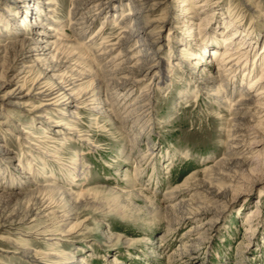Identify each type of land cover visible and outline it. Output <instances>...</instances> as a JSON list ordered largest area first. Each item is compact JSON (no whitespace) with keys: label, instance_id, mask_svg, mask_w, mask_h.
<instances>
[{"label":"rangeland","instance_id":"1","mask_svg":"<svg viewBox=\"0 0 264 264\" xmlns=\"http://www.w3.org/2000/svg\"><path fill=\"white\" fill-rule=\"evenodd\" d=\"M24 1L25 6H19V0H7L8 7H4L0 0V13L5 17L16 12L14 28L24 31L27 37L42 36L45 28L25 18V8L32 5L28 4L30 0ZM116 1L108 0L104 12L99 13L90 11L92 5L88 3L74 11L78 0H52L53 12L48 18L54 24L51 20L42 24H52V34L58 32L81 47L75 58L69 57L73 67L82 63L81 69H73L75 72L87 71L91 65L93 71L103 70L99 73L103 79L127 81L117 93L102 86L103 100L105 88L116 94L107 97L109 111H90L92 106H87L85 99L95 93L89 83H84L87 80L77 89L79 102L73 119L69 114L65 116V111L59 119L50 110L38 122H30L27 110L0 107V188L9 185L12 188L7 193L23 194L28 189L53 186L80 194L78 204H72L76 215L68 228L78 227L52 243L45 235L57 233L55 220L34 221L32 216L19 223L16 208L2 201L0 264H264V125L260 124L259 113L263 108L243 104L244 93H254L250 82L264 68L258 61L264 55V1L187 0L196 8L192 10L197 15L192 23L198 24V29L196 25H185V19H177L188 8L183 0H167L147 14L150 21L156 20L151 42L141 25L136 30L143 33L142 41L131 38L125 42L130 28H124L120 20L140 11L129 0ZM204 2L209 5L198 7ZM130 8L135 9L130 12ZM81 16L90 18H86L87 24L75 23ZM164 19L170 27H162ZM227 21L239 26L240 37L242 30L251 31L254 44L241 51L248 56L236 60L238 64L230 71L219 70L221 57L214 61L208 52L202 54L204 48L214 47L217 41L223 55V41L229 35ZM99 29L102 32L97 34ZM10 39L4 34L0 44ZM154 39L159 43L153 44ZM183 41H189L185 49L196 52V60L182 59ZM139 44H148V53ZM63 53L68 57L73 52L66 46ZM80 57L86 64L77 62ZM125 61L126 69L114 66ZM159 62L160 68L149 67ZM18 70L14 68L9 75ZM216 91L218 97L213 96ZM47 118L59 120L62 126L47 125ZM65 127L70 130H62ZM30 142L37 144L30 146L33 150L29 149ZM221 162L226 167L217 166ZM251 163L259 169L253 170ZM169 206L177 208L174 211ZM195 211L200 214L194 216ZM45 253L57 257L45 258ZM63 259L68 262L62 263Z\"/></svg>","mask_w":264,"mask_h":264},{"label":"bare ground","instance_id":"2","mask_svg":"<svg viewBox=\"0 0 264 264\" xmlns=\"http://www.w3.org/2000/svg\"><path fill=\"white\" fill-rule=\"evenodd\" d=\"M7 0H3L2 4L4 7H8L5 6L7 4L6 2ZM9 1V0H8ZM31 2H29L28 4H31L32 7L30 8H25V18H30L33 22V25H37L39 26V28H45V33H41L42 36L39 37H27V35L24 33V31L20 30V29H16L14 28V26L16 25V23L13 21V19L16 17L14 15V12L12 11V13H10L7 16H3L2 13H0V38L4 37V34H8V37L11 38L10 41L4 45L0 44V94L4 91L5 92L3 95L0 96V107L1 108H15V109H24L27 110V112L30 114L29 116V121L30 122H38V120L40 119L42 114H46V112L51 110L54 111V113L56 114V116L60 117L59 119H61V117L64 115V111L67 112L65 113V116L67 114H69L70 118H72L74 115H76L75 110L76 108V102L77 100V96L79 94V91L77 90L78 87L80 86V83L87 80V82L84 83H89L90 86L92 87L95 95L93 97V95L90 96V99H85V103L86 105L89 104L92 107L90 108V111H94V112H99V113H105L109 110H107L109 107L108 104V100L107 97L109 95L113 96L110 92H107L109 90H114V92L118 91V89L120 90V88L127 84L126 80L121 81L120 83L118 81L115 80H110L109 77L107 79H103L102 75H100L99 73L103 70H101L100 72H97V70L93 71L91 67V65L89 66V70L87 71H83L81 72H75L73 69L76 67V65L73 67V65L70 62V58L74 57L75 58V53L78 52L81 49L80 46H77L75 44L72 43V41H67L64 39L63 35L59 34L58 32H53V34L51 33L54 29H52V24H54V22H52V24H47V27L42 26V24H45L44 22L49 20V16L51 15V13L53 12L51 10L52 5L54 4L52 2V0H46L44 3L43 2H39V0H30ZM108 0H78V2L75 4L74 6L75 8L73 9L74 11L76 10H82V8H84L87 4V6H91L89 9L90 11L93 10H97L99 13L104 12V7L105 5H107ZM123 1V0H122ZM131 4L135 5L136 8L140 11L139 13H129L127 16H123L122 20H120L121 24L124 25V28L129 29L130 28V33H125L126 38L124 40H126L125 42L131 40V38H135L136 41H142V32L137 31L136 27L145 30V32L148 35V41L152 40V32L154 29L156 28H152L153 26H155L156 20L155 21H150L148 19V13L151 12V10L157 6L162 5L163 3H166L167 0H129ZM197 0H193L192 3H195ZM247 1V0H245ZM264 1V0H263ZM112 2H118L116 0H112ZM206 2V1H205ZM203 3V5H198V7H206L209 5V3ZM218 2V1H217ZM120 3V2H119ZM191 2H188L187 0H183V6H187L188 8H185L181 11L180 15L177 17V19L184 20L183 23H185V25L187 26H194L196 24L192 23L194 22V18L196 19V16L194 14V12H192V10H195L196 8L194 7V5ZM215 3V2H214ZM26 2L24 0H19L18 5L19 6H25ZM109 4V3H108ZM73 5V4H71ZM112 5V4H111ZM193 5V6H192ZM219 3H215V6H218ZM118 6V4H117ZM117 6L113 5L112 7L116 8ZM214 6V7H215ZM1 7V6H0ZM110 7V6H109ZM179 7V5L177 6V8ZM2 8V7H1ZM108 8V7H107ZM120 8V7H118ZM195 8V9H194ZM208 8V7H207ZM29 9V10H28ZM135 8H130V12H133ZM4 11V10H3ZM85 11V10H84ZM89 11V10H88ZM89 11V12H90ZM179 11V10H178ZM94 12V11H93ZM115 12V11H114ZM6 13V12H5ZM73 13V12H72ZM71 13V15H72ZM79 13V12H78ZM92 13V12H90ZM96 13V12H95ZM94 13V14H95ZM82 14V13H81ZM85 15L87 13H84ZM70 15V16H71ZM163 15V14H161ZM165 15V14H164ZM211 15V14H210ZM93 16V15H91ZM49 17V18H48ZM82 17V16H81ZM79 20H76L75 23L77 22V24L79 25L80 22L84 21L86 24V18L89 17H82ZM188 17V18H187ZM209 17L206 16L204 17V21L207 20ZM187 18V19H186ZM90 19V18H89ZM225 19V18H224ZM49 20V21H50ZM93 19H91L92 21ZM25 21V20H23ZM126 21H128L126 23ZM201 21V20H200ZM41 22V23H40ZM74 22V21H73ZM72 22V23H73ZM83 22V23H84ZM130 22V23H129ZM179 22V21H177ZM119 23V24H120ZM41 24V25H39ZM71 24V22H70ZM120 24V25H121ZM162 27L163 26H167L170 27V24L167 22L166 19L162 20L161 22ZM84 25V24H82ZM157 25V24H156ZM81 26V25H80ZM198 28V24L196 25ZM71 27V26H70ZM85 27V26H84ZM232 27V28H231ZM227 29V31L229 32V35H227V37L224 39L223 41V48H224V53L222 55V50L219 46V44L217 43V41L214 42V47L208 46L206 48H204L203 53L206 51L210 54L211 58L216 61L218 59V57L220 58V68L219 70H224V71H230L232 70L234 67H236V64H238V62L236 60L242 58L244 55L246 56V52L244 51L243 53L241 51L248 49V48H252L254 44H252L251 40L253 39L252 36V32L248 31V30H242L241 32H243V35H239V31L241 30L239 28V26H233L232 23L227 21V25L225 27ZM71 29V28H70ZM199 29V28H198ZM59 30V29H58ZM139 30V29H138ZM26 31V30H25ZM125 31V30H124ZM185 31L187 33L191 32L188 29H185ZM49 32V33H47ZM102 32V29H99V31L97 32V34H100ZM170 35V34H169ZM221 35H223L221 33ZM65 36V35H64ZM96 36V35H95ZM191 37V36H190ZM223 37V36H221ZM224 38V37H223ZM116 39V38H115ZM134 39V40H135ZM158 39V38H157ZM153 40V44H158L159 40ZM190 40L192 38H189ZM117 40V39H116ZM145 41V40H144ZM123 42V39H122ZM131 42V41H130ZM138 42V43H139ZM147 42V40H146ZM151 42V41H150ZM189 41H183V48L181 49V51L183 52L182 59L183 60H196L198 55L196 54V52L185 49V46L189 45L188 43ZM239 43L238 46L236 48L235 47V43ZM71 48L72 49V54L68 55V57L64 56L63 53V48L65 46ZM129 43V42H128ZM161 43V42H160ZM152 44V45H153ZM162 44V43H161ZM256 44V43H255ZM128 45V44H127ZM141 45V44H139ZM148 44L146 45H141L144 47L145 52H147L149 50ZM193 45V44H191ZM107 47V46H105ZM127 47V46H126ZM140 47V46H139ZM159 47V46H158ZM233 47V48H232ZM86 48V47H85ZM123 48V47H122ZM105 49V48H104ZM128 49V48H127ZM124 50L125 52L127 51ZM136 49V48H135ZM141 49V48H140ZM154 49V48H153ZM233 49H235V54L238 53L239 56H237V58H233L231 59V57H233L235 54H233ZM84 50V49H83ZM118 50V49H117ZM123 50V49H121ZM123 51V52H124ZM84 52V51H83ZM107 52V51H106ZM109 52V51H108ZM113 52V50H112ZM130 52V51H129ZM144 52V51H143ZM127 53V52H126ZM148 53V52H147ZM151 53V52H150ZM251 53V52H250ZM77 54V53H76ZM101 54V53H100ZM99 54V56H100ZM103 54V53H102ZM101 54V55H102ZM108 54V53H107ZM110 54V53H109ZM199 54V53H198ZM118 55V54H117ZM143 55H145L143 53ZM154 55V54H153ZM79 56V55H76ZM107 56V55H106ZM121 56V55H120ZM128 56V55H127ZM132 56V55H131ZM134 56V55H133ZM149 56V55H148ZM189 56V57H188ZM248 56V55H247ZM70 57V58H69ZM98 57V56H97ZM253 57V56H252ZM87 58V57H86ZM121 58V57H120ZM73 59V58H72ZM71 59V60H72ZM77 62L78 61H82L85 62L86 64V60L83 57L80 58H76ZM111 59H114L111 58ZM119 59V58H118ZM126 59V58H125ZM129 59V58H127ZM139 59V58H138ZM142 59V58H141ZM170 59V58H169ZM200 59H202V56L200 57ZM89 60V59H88ZM87 60V61H88ZM123 60V59H122ZM121 60V61H122ZM140 60V59H139ZM145 60V59H143ZM142 60V61H143ZM154 60V59H152ZM261 61L262 64H264V55L259 56L258 61ZM75 61V59H74ZM94 61V60H93ZM101 61V60H100ZM112 61V60H111ZM115 61V60H114ZM124 61V60H123ZM127 61V60H126ZM126 61L122 62V63H115V67L117 66H121L122 68L124 67V69H126ZM130 61V60H128ZM141 61V60H140ZM233 61L236 63L232 64ZM96 62V61H95ZM103 62V61H102ZM134 62V61H133ZM173 62V61H172ZM89 63V62H87ZM113 63V62H112ZM111 63V64H112ZM128 63V62H127ZM145 63V62H144ZM151 63V62H150ZM74 64V63H73ZM79 64V63H78ZM82 64V63H81ZM78 65L79 67L82 65ZM94 64V62H93ZM102 64V63H101ZM107 64V62L105 63ZM147 65H149L148 62H146ZM153 64V63H152ZM131 65V64H130ZM136 65V63H135ZM161 63H156L153 64L152 66H149L150 68H160L161 67ZM194 65L196 67V65H198L197 61L194 62ZM78 66L76 67V69L78 68ZM84 66V64H83ZM104 66V65H103ZM103 66L101 68H103ZM19 68L18 72L15 75H9L11 70H13L14 68ZM106 67V66H105ZM99 68V69H101ZM107 68V67H106ZM128 68V67H127ZM138 68V67H137ZM194 68V67H193ZM192 68V69H193ZM81 69V67L79 68ZM132 69L133 68L132 66ZM108 70V69H107ZM110 70V69H109ZM112 70V69H111ZM130 69L128 68V71ZM144 70V69H143ZM99 71V70H98ZM135 71V70H134ZM150 71V70H149ZM115 72V71H114ZM122 72V71H121ZM131 72V71H130ZM136 72V71H135ZM102 73V72H101ZM104 73V72H103ZM133 73V72H132ZM252 73V72H251ZM113 74V73H112ZM111 74V75H112ZM121 74V73H120ZM131 75V74H129ZM219 75V74H218ZM221 75V74H220ZM116 76V75H115ZM126 76V75H125ZM128 76V75H127ZM136 76V75H135ZM164 76V75H163ZM167 75H165L166 77ZM169 76V75H168ZM167 76V77H168ZM222 76V75H221ZM224 76V75H223ZM225 77V76H224ZM113 78V77H112ZM115 78V77H114ZM130 78V77H129ZM136 78V77H135ZM116 79V78H115ZM134 79V77H133ZM129 80V79H128ZM212 80V79H211ZM215 80V79H213ZM143 81V80H142ZM210 81V80H209ZM134 81H132L133 83ZM137 82V81H136ZM131 84V83H130ZM128 84V85H130ZM136 84V83H135ZM102 86H106L109 90H107V88H105L106 90V95L105 98L103 100L102 96H101V91H102ZM249 88L250 90H252L254 93L251 92H247L244 93L246 100H245V104L246 106H251L253 105V107L257 108L258 110L262 109L261 112V125H264V68L263 70L260 72V74H258V77L253 79L250 84H249ZM129 90V89H127ZM215 91V90H214ZM87 92V91H86ZM104 92V91H103ZM113 92V91H112ZM125 92V91H124ZM89 94V92H87ZM93 93V92H92ZM91 93V94H92ZM110 93V94H108ZM117 93V92H116ZM126 93H128L126 91ZM124 94V93H123ZM85 94H83L82 96L84 97ZM116 95V94H115ZM121 95V94H120ZM219 95H221L219 93ZM81 96V97H82ZM89 96V95H88ZM119 96V95H118ZM127 96V95H126ZM213 96L214 97H218V93L217 91L214 93L213 92ZM122 98V97H121ZM79 99V97H78ZM110 99V97L108 98ZM114 99V98H112ZM123 100V99H121ZM243 100V98H242ZM82 101V100H81ZM117 101V100H116ZM79 102V101H78ZM84 102V101H83ZM82 103V102H81ZM84 103V104H85ZM238 103H240L238 101ZM113 104V103H112ZM123 104V103H122ZM121 104V105H122ZM85 105V106H86ZM87 105V106H89ZM241 105V104H240ZM79 107H81L80 105H78ZM114 106V105H113ZM107 108V109H106ZM116 109V107H115ZM235 109V108H234ZM249 109V107H248ZM3 110V109H2ZM240 110V109H239ZM4 111V110H3ZM77 111V110H76ZM89 111V112H90ZM242 111V110H240ZM248 111V110H247ZM115 113V112H114ZM112 112V115L114 114ZM237 113V112H236ZM263 113V114H262ZM28 114V115H29ZM110 114V112H109ZM254 114V113H253ZM108 115V114H107ZM112 115H110L112 117ZM237 115V114H235ZM258 115V114H257ZM256 115V116H257ZM94 116V115H93ZM260 116V115H259ZM64 117V116H63ZM107 119H109V116H106ZM109 117V118H108ZM127 117V116H126ZM125 117V118H126ZM251 118V117H250ZM2 119V118H0ZM68 119V117H67ZM73 119V118H72ZM130 119V118H129ZM247 119V117H246ZM252 119V118H251ZM248 120V119H247ZM109 121V120H108ZM127 121V119H126ZM125 121V122H126ZM237 121V120H236ZM123 122V121H122ZM252 122V121H251ZM45 123L47 125H50L52 127H61L62 125L60 124L59 120H54L51 118H47V120L45 121ZM120 123V122H119ZM245 124V123H244ZM251 124V123H250ZM254 123H252L251 125H253ZM116 125V124H115ZM120 125V124H119ZM234 125V124H232ZM236 125V123H235ZM117 126V125H116ZM243 126V125H242ZM247 126V125H246ZM239 127V126H238ZM241 127V126H240ZM245 127V126H244ZM249 127V126H248ZM252 127V126H251ZM242 128V127H241ZM118 129V128H117ZM236 129V128H235ZM47 130V129H46ZM62 130H70V128L65 127ZM61 130V131H62ZM122 130V129H121ZM254 130V129H253ZM239 131V130H238ZM237 131V132H238ZM251 131V130H250ZM244 132V131H243ZM246 132V131H245ZM22 133V132H20ZM59 132L57 131V134ZM24 134V132H23ZM244 134V133H243ZM253 134V133H252ZM256 134V133H255ZM246 135V134H245ZM244 135V136H245ZM25 136L26 133H25ZM239 136V135H238ZM249 137V136H248ZM252 137V136H251ZM239 138V137H238ZM33 139H41L40 137H35ZM248 139V138H247ZM246 142V141H245ZM244 142V143H245ZM253 142V141H252ZM258 142V141H257ZM31 143V144H30ZM28 143L29 145V149L33 150L34 148H30V146H36L37 144L33 145L32 142ZM241 143V142H240ZM42 144V143H41ZM44 144V143H43ZM133 144V143H132ZM243 144V143H242ZM244 145V144H243ZM249 146V145H248ZM251 147V146H249ZM239 148V147H237ZM2 149V146L0 145V150ZM242 151V148H241ZM240 151V152H241ZM5 153H9L8 150H4ZM32 152V151H31ZM247 152V151H246ZM261 152V151H260ZM3 153V150H2ZM1 154V153H0ZM130 154V153H129ZM29 156V155H28ZM244 156H246L244 154ZM263 156V154L261 155ZM247 159V158H245ZM249 159V158H248ZM10 160V159H9ZM257 161V160H256ZM252 162V161H251ZM254 162V161H253ZM259 162V161H258ZM262 162V161H260ZM259 162V163H260ZM226 163L221 162L219 163L217 166L219 167H223L225 166ZM241 164V163H240ZM252 164V163H251ZM249 164V165H251ZM264 164V163H263ZM262 164V165H263ZM44 165V164H43ZM243 165V164H242ZM254 166V168H252L253 170H258L259 169V165H257L256 163L252 164ZM244 166V165H243ZM242 166V167H243ZM246 166V165H245ZM252 166V167H253ZM226 167V166H225ZM230 167V166H229ZM249 167V166H248ZM230 169V168H229ZM228 169V170H229ZM234 169V168H233ZM237 169V168H236ZM264 170V169H262ZM225 171V170H224ZM230 172V170H229ZM81 173V172H80ZM82 174V173H81ZM264 174V173H263ZM79 175V174H78ZM218 175V174H216ZM72 178H76V175H72ZM219 176V175H218ZM223 176V175H222ZM226 176V175H225ZM227 178V177H226ZM7 179V178H6ZM46 179V178H45ZM236 179V178H235ZM238 180V179H236ZM235 180V181H236ZM241 181V180H240ZM245 181V180H244ZM236 183V182H235ZM239 183V181L237 182ZM12 185V184H11ZM54 185V184H53ZM36 186V185H34ZM3 188H0V204L2 203V201L5 200L6 204L12 203V205L16 208V218H18L19 223H24V221L29 220V218H31L32 216L35 218L33 219L34 221L36 220V218L39 219H53L57 222L58 229L55 231L57 233L55 234H48V236L45 235V237H49L47 240L49 242H54L57 241L58 239L56 237H67L69 235H71L73 233V231L75 230L76 227H78L77 225H75L76 227L74 228L73 225H71L69 228L68 226L73 222V220H75V208L72 206V204L74 203L75 205L78 204V199L80 194H69L68 192L62 191L60 188L58 187H53V186H46V187H36L35 189L31 190L28 189L26 193H16V194H10L7 193L6 190L9 189L10 187L12 188V186L9 185H3L1 186ZM29 187V186H28ZM101 187V186H100ZM99 187V188H100ZM32 188V186H31ZM122 194V193H121ZM140 195V194H139ZM178 198V197H177ZM210 198V197H209ZM216 199V198H215ZM218 199V198H217ZM150 200V199H149ZM209 200V199H208ZM205 201V200H204ZM211 201V200H210ZM213 201V200H212ZM57 202V203H56ZM174 202V201H173ZM149 203L151 204L152 202L149 201ZM182 203V202H181ZM153 204V203H152ZM171 204V203H170ZM194 204V203H193ZM221 204V203H220ZM216 205V204H215ZM1 206V205H0ZM151 206V205H150ZM199 206V205H198ZM205 206V205H204ZM217 206V205H216ZM170 207V206H169ZM177 207H170L169 209L171 210H176ZM180 208V207H178ZM77 209V208H76ZM195 209V208H194ZM60 210V211H59ZM210 210V209H209ZM59 211V212H58ZM119 211V210H118ZM217 211V210H216ZM1 212V211H0ZM120 212V211H119ZM173 212V211H172ZM194 216H198L200 214L199 211H195L192 212ZM106 214V213H105ZM203 214V213H201ZM212 214V213H211ZM183 215V214H182ZM205 215V214H204ZM14 216V217H15ZM1 217V216H0ZM107 218V217H106ZM197 219V218H196ZM193 220V219H192ZM210 220V219H209ZM207 222V221H206ZM26 223V222H25ZM28 223V222H27ZM204 224V223H202ZM17 225V224H16ZM19 225V224H18ZM208 225V224H207ZM250 225V224H249ZM80 226V225H79ZM199 227V226H198ZM204 227V226H203ZM202 229V228H201ZM194 231V230H193ZM205 231V230H204ZM196 232V231H195ZM42 233V232H41ZM41 236H43L44 234H41ZM193 233V232H192ZM199 233V232H198ZM205 233V232H204ZM188 234V232H187ZM39 235V236H40ZM44 239V238H43ZM46 240V241H47ZM192 244V243H191ZM190 248V247H188ZM184 250L186 248H183ZM189 250V249H188ZM187 251V250H186ZM25 253V251H24ZM26 255H29L27 253H25ZM45 258L48 257H57V256H52L51 254L45 253L44 254ZM64 257H66L68 260L69 259H73L70 255H65ZM66 263L68 261H66L65 259L62 260V263ZM79 263V262H78ZM81 264V263H79Z\"/></svg>","mask_w":264,"mask_h":264}]
</instances>
